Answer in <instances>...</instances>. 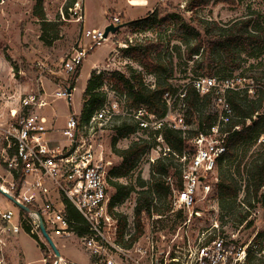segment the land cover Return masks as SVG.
<instances>
[{"label": "built area", "instance_id": "2783aa9c", "mask_svg": "<svg viewBox=\"0 0 264 264\" xmlns=\"http://www.w3.org/2000/svg\"><path fill=\"white\" fill-rule=\"evenodd\" d=\"M68 11L72 16L82 15L79 2ZM119 23L112 16L100 28H84L81 38L87 46L64 62L65 72H73L88 50L107 39L103 36L105 26ZM113 72L110 64L95 70L103 77ZM193 86L200 94L211 87L221 94L228 82L221 85L213 78L197 77ZM67 88L69 84L47 94L39 85L29 91L19 84L0 85V195L15 209L5 202L0 204V243L4 244L3 236L15 237L25 230L29 236L42 237L41 219L49 237H75L89 255L90 264H264V227L240 240L238 233L246 221L236 223L235 228L239 229L231 233L221 231L216 221L205 228L193 225V219L201 217L198 203L217 188L215 172L227 152V132L219 121H227L231 109L223 99L217 101L225 111L224 117L193 136L189 140L191 149L179 158L177 187L172 176H161V183L170 188L168 205L161 207L152 196L148 210L142 209L137 215L134 211L127 217L118 211L120 205L109 208L111 170L117 165L114 158L119 157L108 144V133L113 137L115 129L125 123L134 126L135 131L130 134L134 141L153 136L155 144L148 151L156 154L149 158L152 165L170 152L161 134L164 125L187 128L182 114H174L185 109L184 92H178L175 105V96L165 92L167 112L158 117L145 106L130 107L124 94L104 86L105 101L88 121H81L79 113L69 112L62 127L55 129L45 114L48 97L68 104L74 88L69 93ZM258 142L264 144V136ZM263 192L264 186L260 188V194ZM243 197L242 194L238 205L250 219L253 213L243 203ZM254 203L252 200V206ZM67 204L79 214L80 222L70 217ZM261 220L264 226V210ZM50 252L51 264H73L61 255L55 257L51 249Z\"/></svg>", "mask_w": 264, "mask_h": 264}, {"label": "rangeland", "instance_id": "374dc122", "mask_svg": "<svg viewBox=\"0 0 264 264\" xmlns=\"http://www.w3.org/2000/svg\"><path fill=\"white\" fill-rule=\"evenodd\" d=\"M75 2H79V6L82 8L81 17L72 16L68 11V8ZM146 2L147 5L145 6H131L127 0H75L72 3L71 0H44L41 10L45 14V21L48 22L44 26L35 17L34 11L37 6L34 0H2L0 3V85L19 84L24 91L35 90L39 85L44 88L47 94H52L55 88L69 84L70 74L65 72L63 64L76 51L87 46V42L81 38L84 28H100L105 22L110 21L112 16L119 19V24L126 23L116 33L109 34L100 46L87 51L79 66V76L75 80L68 104L63 99L48 97L50 103L45 114L53 122V127L57 129L62 127L69 112L74 114L80 112L83 91L94 70H101L110 64V68L114 72L125 76L130 75L132 70L142 71L135 59L134 52L132 50L126 51L128 49L125 48H137L160 36L162 45L152 50L151 56L152 58L164 59L167 62L170 61L172 72H168L171 74L172 83L178 85L197 75L198 71L195 65L184 60V47L180 42L175 39H168L173 34L171 33L173 27L176 30L181 21L189 23L190 27L202 34L204 29L197 24L195 21L197 19L210 22L211 26L214 24L223 29L231 30L235 26L240 28L239 25L234 26V24L241 22L245 16H250L251 28L257 26L264 33V0H208L206 5L198 7L194 11L195 20L192 18L191 11L187 10L185 0H146ZM152 11L157 12L158 18L149 27H145L143 23L135 26L129 23L136 19L145 18ZM168 17L172 18V24L161 25L158 23L159 20H167ZM231 46L236 49L238 54L236 62L239 64V67L231 73L232 78H237L238 75L246 77L251 74V76H263L258 81L259 83L264 82V69L260 73V64H264V43L262 47H258L259 50H257V45L253 44L251 48L253 55H250L241 43ZM212 53L215 62L220 63L223 55L219 47H214ZM251 65L254 67L251 68L252 71L250 72L248 70ZM215 68L224 73L229 71L228 66L221 63ZM143 73L142 71L143 82L152 84L155 80L153 75ZM215 81L218 83L217 80ZM247 82L249 80L244 78L241 85ZM237 83L240 82L237 80ZM221 108L220 102L212 100L205 111L215 112L220 111ZM177 113L183 114L182 111H174V114ZM189 128L194 127H187L186 129ZM108 134L106 139L111 145L112 133ZM133 141L134 135L126 136L116 142L115 148L116 150L125 149ZM190 146L191 143L188 141L187 149ZM155 155L151 151L141 155L134 162L127 175L114 179L115 182L125 185L126 190H129L118 208V211L127 217L134 215L135 207L138 205V201H141V197L148 196L145 193L148 188L147 181L151 175V164L148 162L150 156L154 157ZM114 161L116 164L119 163L118 158H114ZM164 162L167 163L168 161ZM171 163L173 167L170 168V173L167 175L172 176L174 187H177V165L181 164V161L177 158L171 160ZM229 173L235 178L240 189L235 204L233 203V207H236L240 196L244 195L245 173L242 170L237 174L233 166ZM215 175L218 176V170H216ZM216 191L213 190L207 198L198 203L201 217L193 219V225L195 228H205L216 221L221 231L231 233L239 228H235L234 222L219 206ZM113 193L114 188L111 187L109 195L111 196ZM152 196L157 198V203L161 207L166 206L170 201V188L167 190L165 199L159 198L155 194H151L150 198ZM4 202L15 210L11 202L0 195V204ZM227 205H231L230 201H227ZM249 210L253 214L247 220H250L252 225L243 226L240 229L238 233L240 240L247 239L254 231L264 227L261 220L263 210L259 203H254L253 207H249ZM50 237L53 238L59 254L64 259L74 260L80 264H90L89 255L81 244L76 242L75 237L59 239L52 234ZM36 238L43 244L44 250L41 251L37 241L24 231L15 237L3 236L2 242L4 244L0 243V264H26V262L27 264H51L52 254L45 239L37 236Z\"/></svg>", "mask_w": 264, "mask_h": 264}, {"label": "trees", "instance_id": "16d2710c", "mask_svg": "<svg viewBox=\"0 0 264 264\" xmlns=\"http://www.w3.org/2000/svg\"><path fill=\"white\" fill-rule=\"evenodd\" d=\"M34 1L37 6L34 11L35 17L46 26L48 22L45 21V14L43 10H41L44 0ZM73 1L75 0H71V3ZM185 1L187 10L191 11L193 20H195L194 11L198 7H202L208 3V0ZM157 18V12L152 11L145 18L136 19L129 23L133 26L143 23L145 27H149ZM249 19L250 16H245L241 22L234 24V26L239 25L240 28L235 26V28L231 30L223 29L214 24L211 26L210 22H203L197 19L195 20L197 24L204 29L202 34L195 28L190 27L189 23L181 21L180 25H178L176 20L178 27L176 30H174L173 27L171 32L173 34H171L168 39H175L180 42L184 47V60L192 62L198 71L197 75L192 76L188 80H184L181 84L176 85L171 81V74L168 72H172V64L170 61L167 62L164 59L152 58L151 56V51L162 45V38L160 36L155 37L153 40L137 48H129L128 46V48H125L128 49L126 51L132 50L134 52L135 59L144 73L153 75L155 79L152 83L153 87L150 86L151 84H145L143 82L141 70V72L132 70L131 74L128 76L113 72L109 77L97 75L94 70L87 80L79 112L81 121H88L92 114L105 101V93L103 92L104 86H111L118 93L124 94L130 107L137 108L139 106H145L148 111L158 117H163L167 112L163 100V94L165 92H170L175 96L174 105L179 98L178 92H184L182 98L185 103V109L182 114L183 123L186 127L194 128L181 130L164 125L161 134L170 152L165 156L159 157L151 165V175L147 181L148 188L145 190L148 196H142L141 201H138V205L135 207L136 215L142 209H149L152 198H150L151 194L165 199L168 187H165L161 183V176L170 173V168L173 167L171 160L180 158L184 152L188 150V141L193 136L199 132L205 131L211 125L215 124L219 117H224L225 111L223 110L215 112L205 111V108L210 105L211 101H217L218 98L223 99L231 109V115L228 117L227 121H219L221 129L227 132L225 138L227 152L223 160L219 161L217 168L218 182L216 190L219 206L227 213L228 217L231 218L234 225L236 223L241 224L243 221H246V226L252 225V222L246 218L247 213L242 214L240 205L234 206L235 208L233 207V203L235 204L240 190L235 178L229 173L230 168L233 166L237 174L242 170H244L245 173L243 203L248 208L253 207L251 201L254 199L255 203L259 202V205L264 210V192L260 194V188L264 186V144L258 142V139L264 136V82L259 83L258 81L263 76L258 77L248 74L244 77L238 75L237 78L240 83H237V78H232L231 74L239 67V64L236 62L238 54L235 47L231 45L234 44L235 46L241 43L248 53L253 55L251 53L253 44L255 43L257 45V50H259L258 47H262L264 43V33L260 31L257 26L251 28V20ZM158 23L161 25L165 23L172 24L173 21L171 17H168L167 20H159ZM214 47H219L222 52L223 56L220 63L228 66L229 71L226 73L215 68L220 63L215 62L216 60L213 57L212 50ZM253 67L254 66L251 65L248 71L251 72V68ZM260 67V73H262L264 64H260ZM79 68L78 66L69 75L70 89L74 88L75 80L79 76ZM197 77L213 78L221 85L228 82V86L223 87V92L221 94L216 93L215 87H211L207 92L200 94L193 86V80ZM244 78L248 79L249 82L241 85V81ZM229 83L233 85L231 86ZM253 116H255V118H253ZM247 120H249V122H247ZM235 126H238L239 129H234ZM134 131V126L123 123L122 126L115 129V135L111 139V148L113 153L119 157V163L111 170L112 180L109 181V184L114 188V193L110 196V209L120 205L129 193L125 185L115 182L114 179L127 175L134 162L138 160L141 155L147 153L155 144L153 136L150 135L149 140L133 141L125 149L116 150V142L119 139L129 136ZM253 147H255L254 150H252ZM189 149H191V147H189ZM248 153L250 154L247 156ZM164 161L168 162L165 163ZM178 165L176 172L177 180L179 175ZM227 201H230L231 205H227ZM163 208L165 209L166 207ZM67 209L71 218L78 222L81 221L79 214L69 204H67ZM25 231L28 233L27 230ZM30 236L37 241L40 250H44L43 244L39 242L36 236ZM51 259L53 260V256Z\"/></svg>", "mask_w": 264, "mask_h": 264}, {"label": "water", "instance_id": "95a60500", "mask_svg": "<svg viewBox=\"0 0 264 264\" xmlns=\"http://www.w3.org/2000/svg\"><path fill=\"white\" fill-rule=\"evenodd\" d=\"M2 2V0H0V3ZM126 25V23H122V24H117V25H113V24H109L107 26H105L104 28V38H107V36L109 34H114L116 33L119 29H121L122 27H124ZM67 92H70V88H67ZM21 209H23L24 211H27L28 208L25 206H22ZM39 229L40 232L42 234V237L45 239L46 243L48 244V246L50 247V249L52 250L53 254L55 257H59V252L56 248V246L54 245V242L51 240V238L48 236V234L46 233L44 226L42 224V220L39 219Z\"/></svg>", "mask_w": 264, "mask_h": 264}, {"label": "bare ground", "instance_id": "6f19581e", "mask_svg": "<svg viewBox=\"0 0 264 264\" xmlns=\"http://www.w3.org/2000/svg\"><path fill=\"white\" fill-rule=\"evenodd\" d=\"M131 6H145L147 5L146 0H128Z\"/></svg>", "mask_w": 264, "mask_h": 264}, {"label": "crops", "instance_id": "0c3cea01", "mask_svg": "<svg viewBox=\"0 0 264 264\" xmlns=\"http://www.w3.org/2000/svg\"><path fill=\"white\" fill-rule=\"evenodd\" d=\"M94 67H95V66H93V68H94ZM76 80H77V79H76ZM41 260L44 261V259H41ZM66 260H67V259H66ZM67 261H68V262H71V263H73V264H80V263H78V262H76V261H74V260H73V261H72V260H71V261H70V260H67ZM26 264H27V262H26Z\"/></svg>", "mask_w": 264, "mask_h": 264}]
</instances>
